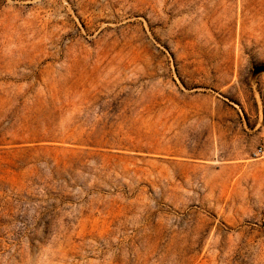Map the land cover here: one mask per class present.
<instances>
[{"label":"rangeland","instance_id":"obj_1","mask_svg":"<svg viewBox=\"0 0 264 264\" xmlns=\"http://www.w3.org/2000/svg\"><path fill=\"white\" fill-rule=\"evenodd\" d=\"M261 147L264 0H0V264H264Z\"/></svg>","mask_w":264,"mask_h":264},{"label":"built area","instance_id":"obj_2","mask_svg":"<svg viewBox=\"0 0 264 264\" xmlns=\"http://www.w3.org/2000/svg\"><path fill=\"white\" fill-rule=\"evenodd\" d=\"M257 156L259 157H264V147H261L258 152H257Z\"/></svg>","mask_w":264,"mask_h":264},{"label":"water","instance_id":"obj_3","mask_svg":"<svg viewBox=\"0 0 264 264\" xmlns=\"http://www.w3.org/2000/svg\"><path fill=\"white\" fill-rule=\"evenodd\" d=\"M260 70H263V69H260Z\"/></svg>","mask_w":264,"mask_h":264}]
</instances>
